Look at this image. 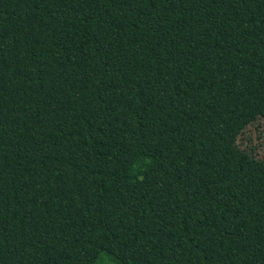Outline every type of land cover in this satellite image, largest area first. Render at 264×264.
Wrapping results in <instances>:
<instances>
[{"label": "trees", "instance_id": "16d2710c", "mask_svg": "<svg viewBox=\"0 0 264 264\" xmlns=\"http://www.w3.org/2000/svg\"><path fill=\"white\" fill-rule=\"evenodd\" d=\"M264 0H0V264H264Z\"/></svg>", "mask_w": 264, "mask_h": 264}, {"label": "rangeland", "instance_id": "374dc122", "mask_svg": "<svg viewBox=\"0 0 264 264\" xmlns=\"http://www.w3.org/2000/svg\"><path fill=\"white\" fill-rule=\"evenodd\" d=\"M239 147L264 163V119L248 126L238 139ZM96 264H112L101 260Z\"/></svg>", "mask_w": 264, "mask_h": 264}]
</instances>
